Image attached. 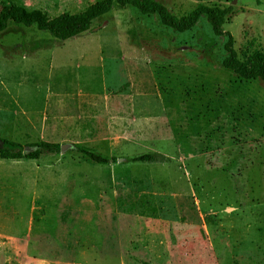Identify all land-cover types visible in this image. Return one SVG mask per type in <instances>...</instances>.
<instances>
[{
  "label": "rangeland",
  "instance_id": "rangeland-1",
  "mask_svg": "<svg viewBox=\"0 0 264 264\" xmlns=\"http://www.w3.org/2000/svg\"><path fill=\"white\" fill-rule=\"evenodd\" d=\"M94 1L0 4L53 17ZM159 1L176 15L230 6L239 56L264 49V0ZM94 26L0 34V137L72 144L0 158V264H264V82L222 67L226 36L204 16L176 32L128 6Z\"/></svg>",
  "mask_w": 264,
  "mask_h": 264
},
{
  "label": "trees",
  "instance_id": "trees-1",
  "mask_svg": "<svg viewBox=\"0 0 264 264\" xmlns=\"http://www.w3.org/2000/svg\"><path fill=\"white\" fill-rule=\"evenodd\" d=\"M128 6L134 7L144 15H156L163 25L176 32L189 30L204 16L214 35L226 36V41L224 42L225 56L221 61L222 67L239 78L245 80L259 79L264 82V49H253L241 58L234 47L233 35L223 27L230 13V6L198 3L188 13L176 15L159 0H95L82 11L75 13L65 11L49 17L41 9H27L14 2H8L0 4V34L6 30L10 23L24 26L34 25L36 29L46 31L55 39L63 41L86 32H92L97 27L94 26V22L97 19L114 8L124 9ZM126 31L131 41L136 43V30L133 27H128ZM40 46L41 43H37L33 47ZM73 148L97 164L103 165L115 160V157L108 158L88 146L73 144ZM58 152H60V143L58 142L41 140L21 144L17 141L0 137L1 159L36 160L44 154ZM156 159L157 155L149 152L130 158L132 161L139 162H153Z\"/></svg>",
  "mask_w": 264,
  "mask_h": 264
},
{
  "label": "water",
  "instance_id": "water-1",
  "mask_svg": "<svg viewBox=\"0 0 264 264\" xmlns=\"http://www.w3.org/2000/svg\"><path fill=\"white\" fill-rule=\"evenodd\" d=\"M70 147H72V144H70V143H63V144H61V146H60V152H63V151H65L67 148H70Z\"/></svg>",
  "mask_w": 264,
  "mask_h": 264
}]
</instances>
